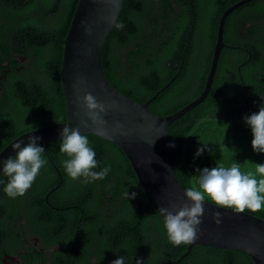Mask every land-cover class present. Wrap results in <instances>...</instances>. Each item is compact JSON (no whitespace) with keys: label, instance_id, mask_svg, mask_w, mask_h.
Returning <instances> with one entry per match:
<instances>
[{"label":"trees","instance_id":"16d2710c","mask_svg":"<svg viewBox=\"0 0 264 264\" xmlns=\"http://www.w3.org/2000/svg\"><path fill=\"white\" fill-rule=\"evenodd\" d=\"M240 1L123 0L101 53L106 79L136 103L154 96L148 108L160 116L180 110L200 96L220 17ZM76 3L0 0V152L28 131L65 120L59 71ZM263 18L264 0H251L226 17L225 46L207 96L169 126L175 174L184 190L195 183L197 168L228 166L234 159L242 171H254L264 162V154L252 151L242 121L258 107L242 77L246 59L264 55ZM87 136L99 167H110L102 180L70 179L55 140L41 141L47 165L23 196L8 198L0 184V264L10 261L7 256L25 264H111L118 255L129 264L137 258L144 264H253L245 252L200 245L181 258L188 244L168 241L123 152ZM201 144L205 152L193 159ZM244 213L264 220V209ZM57 245L60 255L48 251Z\"/></svg>","mask_w":264,"mask_h":264},{"label":"water","instance_id":"95a60500","mask_svg":"<svg viewBox=\"0 0 264 264\" xmlns=\"http://www.w3.org/2000/svg\"><path fill=\"white\" fill-rule=\"evenodd\" d=\"M250 1L242 0L222 13L200 96L180 110L160 116L148 108L154 96L142 104L130 100L108 82L102 69L103 46L116 25L123 0H77L63 39L59 71L65 120L18 136L0 152V161L14 155L11 145L17 139L27 142L29 135H36L44 145L59 140L60 130L67 123L69 127L79 128L81 134H91L116 145L129 161L148 203L156 212L161 207H179L187 203L184 189L175 174L173 147H169L174 144L169 126L207 96L220 51L225 46L222 38L225 19L233 10ZM87 93L108 105L103 124H93L88 119L83 106V96ZM217 208L205 202L198 238L188 244L181 258L188 255L193 246L200 245L245 252L253 264H264V220L244 212ZM215 211H220L219 223H216Z\"/></svg>","mask_w":264,"mask_h":264},{"label":"clouds","instance_id":"9594fccd","mask_svg":"<svg viewBox=\"0 0 264 264\" xmlns=\"http://www.w3.org/2000/svg\"><path fill=\"white\" fill-rule=\"evenodd\" d=\"M83 106L93 124L105 122L104 114L108 105L104 102L87 93L83 96ZM242 121L250 131L252 151L264 154V104L258 105L256 112L243 115ZM59 136V151L65 156L62 166L70 179L89 183L102 180L108 175L110 167H99L95 149L90 145L88 136L81 134L79 128L69 127L65 123ZM205 146L201 144L196 149L193 159L205 152ZM169 147L174 145L170 144ZM11 149L14 155L0 161V177L4 178L0 179V184H3L4 194L15 199L32 187L41 169L47 165V160L44 156L45 146L36 135H29L27 142L17 139ZM207 150L211 153L210 148ZM195 172V183L184 190L187 203L157 210L163 218L166 237L174 246L189 244L198 238L206 200L218 206L217 209H232L236 212L264 209V162L255 164L254 171H242L240 163L233 159L228 166L215 164L214 167L197 168ZM127 196L129 198L128 193ZM214 217L216 223H219L220 211H215ZM131 260L133 262V257ZM111 264H129V258L118 255ZM135 264H144V261L137 258Z\"/></svg>","mask_w":264,"mask_h":264},{"label":"flooded vegetation","instance_id":"af4514ba","mask_svg":"<svg viewBox=\"0 0 264 264\" xmlns=\"http://www.w3.org/2000/svg\"><path fill=\"white\" fill-rule=\"evenodd\" d=\"M259 21L264 22L263 19H259ZM246 69L244 73V77H242L243 82H247V85L245 87L246 93L250 95V97H253L255 101H257L256 104H264V55L259 57L258 59H253V58H247L246 59ZM242 66V64H241ZM254 112L258 110V107L253 108ZM32 241V239H29ZM38 240H35L34 245L38 246L37 244ZM55 249L52 247L49 248L48 251L52 249V251L58 255L62 253V248L60 246H54ZM75 256V253H70V256ZM8 260L10 261H5L3 264H25L22 259H20L18 256L14 257H8ZM47 264H50L48 261Z\"/></svg>","mask_w":264,"mask_h":264},{"label":"bare ground","instance_id":"6f19581e","mask_svg":"<svg viewBox=\"0 0 264 264\" xmlns=\"http://www.w3.org/2000/svg\"><path fill=\"white\" fill-rule=\"evenodd\" d=\"M174 81V80H173Z\"/></svg>","mask_w":264,"mask_h":264}]
</instances>
